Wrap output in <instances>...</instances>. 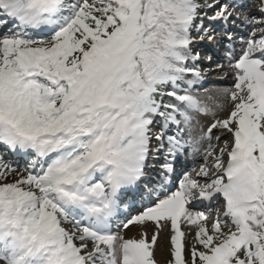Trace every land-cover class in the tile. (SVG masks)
I'll return each mask as SVG.
<instances>
[{
  "label": "snow or ice",
  "instance_id": "6c2138e0",
  "mask_svg": "<svg viewBox=\"0 0 264 264\" xmlns=\"http://www.w3.org/2000/svg\"><path fill=\"white\" fill-rule=\"evenodd\" d=\"M257 3L0 0V264H264Z\"/></svg>",
  "mask_w": 264,
  "mask_h": 264
},
{
  "label": "rangeland",
  "instance_id": "374dc122",
  "mask_svg": "<svg viewBox=\"0 0 264 264\" xmlns=\"http://www.w3.org/2000/svg\"><path fill=\"white\" fill-rule=\"evenodd\" d=\"M223 0H221V2H222ZM248 2H250V1H248ZM255 5L256 4H254V5H250V9L249 10H245L244 12H242V15H247L248 14V12H250L252 9H254L255 8ZM195 47H197V48H199V51L201 52L204 48H202V44H197V45H194ZM222 53H224V51H222L221 52V54ZM201 56H202V58H203V61H202V63H201V67H204L205 66V64L206 63H208L207 62V57L209 56V55H211V53H210V51H206L205 53H203V52H201ZM215 58L213 57V60H214ZM205 63V64H204ZM226 66H228L227 65V63H226ZM227 70H229V68H227L226 70H223L222 71V73H219V74H215V72L214 71H212L210 74H209V76H206L207 78H211V77H213V75L215 74L216 76H222L223 78L226 76V74H227ZM232 75V76H231ZM230 76H228L227 78H229L230 80H234V76H233V74H231ZM231 82V81H230ZM217 86V85H216ZM228 86L227 85H225V84H223V85H221L219 88H221V89H228L227 88ZM217 90V87H215L214 88V91L213 92H210V93H214L215 91ZM227 115V112H225V113H223L222 114V116H226ZM204 122V124H205V127L207 126V124H209L210 122H211V120L210 119H207V120H204L203 121ZM193 136L195 137V136H199L200 134H201V132H200V129H199V127H197V128H195L194 130H193ZM190 156V155H189ZM193 157L192 156H190V160L192 159ZM198 162H200V160L198 159L197 160V162L195 163V167L197 166V164H198ZM126 231V235L127 236H129V237H132V236H135V237H137V238H139V233H140V229L138 228V227H136V226H131V227H129V229H127V230H125ZM148 231H149V236L151 235V232H152V226L151 225H149V228H148ZM168 240H169V237H168V233L167 232H164V233H162L161 234V237L159 238V240H158V247H157V249H156V258H157V260L158 261H160V264H164V261L167 259V245H168ZM163 246V248L164 249H162V250H160L159 249V246Z\"/></svg>",
  "mask_w": 264,
  "mask_h": 264
},
{
  "label": "bare ground",
  "instance_id": "6f19581e",
  "mask_svg": "<svg viewBox=\"0 0 264 264\" xmlns=\"http://www.w3.org/2000/svg\"><path fill=\"white\" fill-rule=\"evenodd\" d=\"M255 1V0H254ZM258 11H254V10H252L250 13H257ZM249 13V14H250ZM219 70V69H218ZM232 72H231V70H229V73L228 74H231ZM209 84V86H211V90L214 88V87H217V89H221V88H219L221 85H223V84H226V85H231L230 86V88L232 87V83L231 82H229V80H227V79H222L221 81H219V82H210V83H208ZM217 85V86H216ZM223 114V113H222ZM221 114V115H222ZM215 135H221V146H222V142H223V139H225V138H227V139H231V137L230 136H227L226 134H224V135H222L221 133H219V132H215ZM213 142H215V141H213ZM193 165H190V167H192ZM159 249L160 250H162V249H164L163 248V246H159Z\"/></svg>",
  "mask_w": 264,
  "mask_h": 264
}]
</instances>
